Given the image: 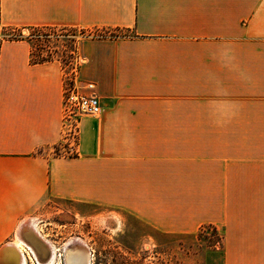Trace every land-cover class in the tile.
<instances>
[{"label":"crops","instance_id":"crops-1","mask_svg":"<svg viewBox=\"0 0 264 264\" xmlns=\"http://www.w3.org/2000/svg\"><path fill=\"white\" fill-rule=\"evenodd\" d=\"M9 28L91 32L74 73L102 112L80 119L73 152L67 74ZM203 139L264 140V0H0V252L71 204L165 234L211 226L223 264H264V150H196Z\"/></svg>","mask_w":264,"mask_h":264},{"label":"rangeland","instance_id":"rangeland-1","mask_svg":"<svg viewBox=\"0 0 264 264\" xmlns=\"http://www.w3.org/2000/svg\"><path fill=\"white\" fill-rule=\"evenodd\" d=\"M90 33L54 28L21 30V34L31 43L33 59L58 62L67 74L65 80L78 83L80 79L74 72L83 60L78 55L77 38ZM11 34L10 31L5 33L6 37ZM87 83L90 82L77 85L84 88ZM88 92L96 94L95 88ZM201 141L202 148L196 150H264V146L260 149L257 147L260 142L264 145V140ZM209 143H215L217 147L209 148L206 145ZM228 143L232 144L231 147H228ZM54 207L36 222L43 239L56 250L50 264H70L68 258L79 248L85 251V264H223L221 232L211 226L188 235L165 234L117 210L71 204H58ZM24 232L33 243L38 258L44 259L46 252L41 250L28 229H24L23 235ZM73 238L80 239L82 243L66 248V244ZM21 249L26 264H36L33 253L25 247Z\"/></svg>","mask_w":264,"mask_h":264},{"label":"built area","instance_id":"built-area-1","mask_svg":"<svg viewBox=\"0 0 264 264\" xmlns=\"http://www.w3.org/2000/svg\"><path fill=\"white\" fill-rule=\"evenodd\" d=\"M93 83L85 84L84 88L77 85L74 80H64L63 85V139L74 151L78 136V123L84 116H99L102 112L100 99L93 90Z\"/></svg>","mask_w":264,"mask_h":264},{"label":"bare ground","instance_id":"bare-ground-1","mask_svg":"<svg viewBox=\"0 0 264 264\" xmlns=\"http://www.w3.org/2000/svg\"><path fill=\"white\" fill-rule=\"evenodd\" d=\"M31 221L33 222V220H31ZM25 223L26 222H24V225L22 226L23 228L19 229V232H18L19 237L20 238L22 237L24 229L25 230L28 229L29 233L35 239L37 244L40 246L41 250L46 252V256L44 259L38 258L39 256L36 253V250H35L33 243L30 242L28 240L27 236L25 235L26 231L24 232L26 239L24 240V244H23L24 246L23 247L27 248L28 250H30L33 253V256H34L33 260L35 259L34 263H36V264H50L54 258V252L56 250L54 251V247L49 242H47L46 240L43 239L41 234L37 231V229L35 228V226L32 223H30L28 221L26 224ZM18 243L20 245L19 241H18ZM77 243H82V241L78 238H73V239L69 240V242L66 244V248H68L69 246H72V245H76ZM0 254L2 256V257H0V261L2 259H5V258L7 260L5 262H2V264H26V258L23 255V251H22L21 247H18V245H16L15 243H13V244L9 243V245H7L6 247H4L1 250ZM85 260H86V255H85V251L83 248L77 249L75 251V253L73 254V256L68 258V262L70 264H85V262H86Z\"/></svg>","mask_w":264,"mask_h":264},{"label":"trees","instance_id":"trees-1","mask_svg":"<svg viewBox=\"0 0 264 264\" xmlns=\"http://www.w3.org/2000/svg\"><path fill=\"white\" fill-rule=\"evenodd\" d=\"M31 29L39 30L41 28H31ZM21 30L22 29L9 28V29L3 30V34H5L7 31H10V32H12V34L9 37H7V39H9V40H21L24 38V36L21 34ZM99 35H101V34H99ZM109 35H110V37H114V38H116V37H127V36H129V33H128V31L117 30L116 32H111ZM39 61H46V60L42 59ZM222 239H223V237L220 234V244L222 245V251H223ZM223 257H224V253H223Z\"/></svg>","mask_w":264,"mask_h":264}]
</instances>
